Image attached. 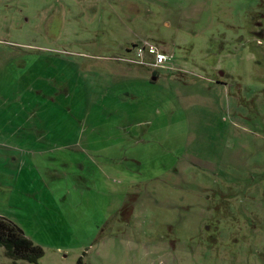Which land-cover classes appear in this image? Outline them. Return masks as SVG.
Segmentation results:
<instances>
[{
  "label": "rangeland",
  "instance_id": "374dc122",
  "mask_svg": "<svg viewBox=\"0 0 264 264\" xmlns=\"http://www.w3.org/2000/svg\"><path fill=\"white\" fill-rule=\"evenodd\" d=\"M0 166L38 264H264V0H0Z\"/></svg>",
  "mask_w": 264,
  "mask_h": 264
},
{
  "label": "trees",
  "instance_id": "16d2710c",
  "mask_svg": "<svg viewBox=\"0 0 264 264\" xmlns=\"http://www.w3.org/2000/svg\"><path fill=\"white\" fill-rule=\"evenodd\" d=\"M0 247L13 262L38 264L45 254L40 246L25 236L18 225L3 216H0ZM78 264L84 263L80 261Z\"/></svg>",
  "mask_w": 264,
  "mask_h": 264
},
{
  "label": "built area",
  "instance_id": "2783aa9c",
  "mask_svg": "<svg viewBox=\"0 0 264 264\" xmlns=\"http://www.w3.org/2000/svg\"><path fill=\"white\" fill-rule=\"evenodd\" d=\"M147 57L150 58V62L148 64L154 68L165 66L169 61L167 54L163 53L156 46L149 43H144L143 45L138 46L136 50V57L129 61L133 64L144 66L147 64Z\"/></svg>",
  "mask_w": 264,
  "mask_h": 264
},
{
  "label": "crops",
  "instance_id": "0c3cea01",
  "mask_svg": "<svg viewBox=\"0 0 264 264\" xmlns=\"http://www.w3.org/2000/svg\"><path fill=\"white\" fill-rule=\"evenodd\" d=\"M8 161L10 162V163H12V165H19V164H23L22 162L24 161L22 158H20L19 156L18 157H10V158H8ZM24 165V164H23ZM2 166H7V165H2ZM2 166H0V167H2ZM23 174H24V172H23V168H21L20 170H16L15 171V175L13 176L14 177V181H16V180H18V179H20L21 181H24V180H22V177H23ZM49 176V175H48ZM39 177V176H38ZM49 177H51V176H49ZM51 179H52V177H51ZM30 181L31 182H33V180L32 179H30ZM26 182V181H25ZM36 183H38V180L36 181ZM36 191V190H35ZM36 192H39L38 190L36 191ZM47 192V191H46Z\"/></svg>",
  "mask_w": 264,
  "mask_h": 264
},
{
  "label": "flooded vegetation",
  "instance_id": "af4514ba",
  "mask_svg": "<svg viewBox=\"0 0 264 264\" xmlns=\"http://www.w3.org/2000/svg\"><path fill=\"white\" fill-rule=\"evenodd\" d=\"M52 16H54V17H56V19H59L60 17H59V15H58V13L57 12H54V10H53V12H52ZM56 19H53V21H55ZM145 43V42H144ZM138 46H140V45H137V44H134L133 45V48H137ZM129 50V52H130V47H128L127 48V51ZM168 56V55H167ZM169 57V61L167 62V63H169V62H171V60L173 59L172 57H170V56H168ZM133 64V63H132ZM135 65H137V64H135ZM137 66H141V65H137ZM167 68V66L165 65V66H162V67H157V68H155V70H160V69H166ZM156 73L158 74V72H155L154 74L156 75ZM221 75H223V73L221 74ZM218 81V80H217ZM223 82V81H222Z\"/></svg>",
  "mask_w": 264,
  "mask_h": 264
}]
</instances>
